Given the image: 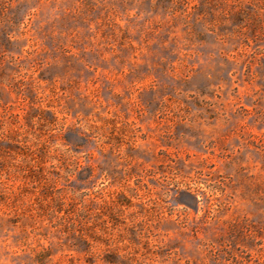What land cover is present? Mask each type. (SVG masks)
Returning a JSON list of instances; mask_svg holds the SVG:
<instances>
[{
	"label": "rangeland",
	"instance_id": "rangeland-1",
	"mask_svg": "<svg viewBox=\"0 0 264 264\" xmlns=\"http://www.w3.org/2000/svg\"><path fill=\"white\" fill-rule=\"evenodd\" d=\"M0 264H264V0H0Z\"/></svg>",
	"mask_w": 264,
	"mask_h": 264
}]
</instances>
